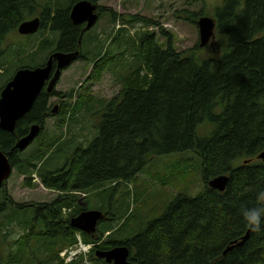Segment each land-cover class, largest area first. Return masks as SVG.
<instances>
[{"label":"trees","instance_id":"trees-1","mask_svg":"<svg viewBox=\"0 0 264 264\" xmlns=\"http://www.w3.org/2000/svg\"><path fill=\"white\" fill-rule=\"evenodd\" d=\"M81 1L101 0H43L41 27L60 34L54 53L79 52L83 61L95 64L93 81L109 71L121 80L122 88L109 101L88 100L93 107L83 112L84 117L97 116L99 134L86 145L77 144L65 118L55 121L53 133L45 134L48 119L62 117L70 107L60 102L58 113L52 114L48 97L57 95L56 90L42 92L15 132L0 127V151L25 175L24 184L35 186L32 175L36 174L48 191L58 194L52 202L34 208L21 209L14 201L11 210L18 212L12 215L7 209L10 196H0V231L17 223L26 233L13 244L16 250L8 253L7 264L17 258L24 264L23 254L32 248L33 237L34 254L45 263L58 264L60 253L77 243L72 219L89 209L105 215L97 233L100 241L107 242L97 248L125 246L139 264H264V164L256 159L264 151V0H187L189 6L201 3L203 14L176 11L196 27L200 17L214 18L213 54L202 52L206 47L201 44L178 51L174 34L169 33H161L168 37L166 45L149 32L140 31L134 38L124 29L116 35L114 29L91 35L71 20L72 8ZM206 7L209 12L215 9L214 16ZM34 9L30 0H0V58L5 35L24 21V10ZM107 12L112 26L118 18L135 26L139 22L159 26L138 14ZM43 45L52 47L53 42L46 39ZM77 109L83 110L76 105L72 116L79 118ZM34 124L41 126V132L31 154L24 157L16 145ZM182 153L198 158L204 182L229 177L225 192L206 186L192 198L185 191L187 197L174 200L154 221L146 216L143 221L136 208L131 212L130 193L103 204L118 186L134 182L147 161ZM248 159L254 162L246 165ZM77 193L90 194L87 200L99 203L85 207ZM141 196L135 195L136 205ZM107 233L110 237H105ZM247 235L241 247L225 253ZM83 241L92 239L83 237ZM91 258L94 264L102 262L95 253ZM4 259L0 257V264Z\"/></svg>","mask_w":264,"mask_h":264},{"label":"rangeland","instance_id":"rangeland-1","mask_svg":"<svg viewBox=\"0 0 264 264\" xmlns=\"http://www.w3.org/2000/svg\"><path fill=\"white\" fill-rule=\"evenodd\" d=\"M30 1H32V7L35 9L33 11H23V15L21 16L24 17L25 20H30L39 16V12L42 10L40 5L43 4V0ZM33 2L36 3L35 6ZM101 3L107 6L108 11L113 12L114 15L139 14L148 19L162 21L166 24V29H160L155 25V27H151L150 33L153 34V36L155 35L154 33L158 32L164 35V33H169L167 29L170 30V32L175 35L174 44L178 51L193 49L200 42L199 26L196 27L194 24L187 22V20L181 19V14L176 13V11L188 9L191 12L202 13L203 7L201 3H194L192 6L188 5L187 0H102ZM205 10H208L207 7ZM214 12L215 9L212 12L208 10V14H212L213 16ZM112 29L116 31L117 24L112 26L107 17L103 22H100L93 33L102 34L104 32H110ZM124 30L133 36L130 27L124 26ZM140 31L144 32L145 30L140 29ZM215 33L216 32H214V37ZM60 37L58 32H52L47 29H40L39 32L33 35H21L17 29L9 31L1 42L3 54L0 58V90L12 79L18 68L24 66L35 67L42 64L48 54L56 49ZM46 39L53 42L52 47L43 45ZM212 40H214V38H212ZM212 40L207 42L204 46L206 48L202 49V52L214 53L213 44L210 45ZM167 41L168 37L165 38L164 36L157 39V42L161 45H166ZM99 61L100 59L96 61V65ZM90 64L91 63L88 61L76 62L63 72L59 84L56 86L58 94L50 98L48 97V99L51 108L53 106H60V102L67 103L70 107L68 112L62 117L48 119L45 134L49 135L53 133L55 121L62 118L66 119V124L70 123L73 135L78 137L77 144L86 145L89 140L91 141L94 136L99 134L98 129L95 127L99 125V119L96 118L97 116L92 118L90 113V116L84 117L83 112H87L89 107H93L92 104L88 103V100L91 99L92 102H97L100 99L109 101L120 92L122 83L118 77L115 78L109 71L104 72L99 80L93 81L90 76L93 72L92 65ZM60 96H64V98H60ZM76 105L83 109L80 111L77 109L76 113H80L79 118L72 116ZM95 110L97 111V109ZM65 125H63V127ZM66 131L67 128L64 127V132ZM34 141L28 148L34 144ZM27 149L21 153L22 156L25 157V155L31 154L32 149ZM71 150L72 152L77 151L76 149ZM64 162H66V160ZM198 162V158L188 153L176 154L169 157L161 156L155 160L147 161L142 172L135 176L134 182L126 184L127 186H118L114 192L109 193V200L105 199L103 204L117 202L123 192H127L131 194V209L136 208V214L138 216L143 215V221L146 220V217L154 221L163 215L167 207L174 200L179 197H187L185 191H188L189 195L195 198L202 194L206 186H209V181L206 183L201 178V173L198 170ZM252 162H254V160L251 159L244 161L246 165ZM204 171H206L205 168ZM32 177L35 186H26L24 184L27 183L25 175L14 169L6 185L0 190L1 197H3V195L10 196L12 202H9L7 209L9 208L11 215L13 212H18L17 209L11 210L16 207L14 201L22 205L20 206L21 209H27L34 208L37 203H49L53 198L58 196L56 192H50L45 189L36 174H33ZM106 188H109V186H106L105 189ZM137 193H143V196L140 197V202L137 203L138 205L134 202V197ZM89 195L90 194L86 193H77L76 196L78 197V202L85 207H87L88 204L91 205V203H99L98 201L90 202L87 200ZM83 201L85 203H83ZM137 210L139 212H137ZM20 215L21 213H19V216ZM152 221H150V223ZM99 227L100 225H98L97 228L99 229ZM233 230L234 229L231 228V231ZM139 232L143 231H138L136 234ZM34 233H36L35 230ZM24 235H26V233L17 223H12L10 226H7V229L0 231V257L5 258L3 264H7L8 258L6 257L8 253L16 250V248H13V244L20 241ZM110 235L111 233H107L106 237H110ZM83 237H90L92 239L91 243H87L91 244V247L97 246L96 242L99 241L97 231L94 236L77 232V243L74 247V252L79 250L84 252V249L89 248L86 245H80V240L83 241ZM106 242L107 240L103 241V243ZM30 245H32V248L23 254L25 260L23 263L48 264L45 263L44 259H39L37 255L34 254V251L37 249L35 237L30 240ZM92 254H94V252L91 253V251L89 253H83L78 256V259L72 262H69L68 257L62 258V254H60L58 264H61V262L63 264H94L91 258ZM39 257L41 258V256ZM21 258L22 256H20V259ZM13 262L14 264H19L17 263L19 262V258L13 260ZM102 262L99 264H106L104 261Z\"/></svg>","mask_w":264,"mask_h":264},{"label":"water","instance_id":"water-1","mask_svg":"<svg viewBox=\"0 0 264 264\" xmlns=\"http://www.w3.org/2000/svg\"><path fill=\"white\" fill-rule=\"evenodd\" d=\"M97 6L88 1H81L75 4L71 10V20L74 24L87 23V29L91 28L97 20L95 11ZM199 32L201 47L213 37L216 23L212 18L203 17L199 20ZM40 28V18L31 21H24L19 25V33L22 35H31ZM79 53H60L57 52L51 56L45 67L36 69H21L1 92L0 97V127L3 131L13 133L17 123L23 119L33 108L36 100L41 95L46 83L48 93H51L61 75V70L69 66L77 59ZM57 62V70L52 75L53 62ZM56 109L53 113H56ZM41 126L36 124L30 129L27 136L17 142L16 149L22 151L26 149L40 133ZM258 159L264 164V152ZM13 172V167L7 156L0 151V190L4 183L9 180ZM228 177H219L209 183L212 189L224 192L229 183ZM103 220V214L100 211L91 210L81 213L78 217L72 219L73 228L87 234L96 232L98 223ZM247 237L244 238V241ZM243 243V242H242ZM242 243L238 246H242ZM232 250V247L227 251ZM226 251V252H227ZM130 250L125 247H116L108 251H97V257L103 259L108 264H136L129 261Z\"/></svg>","mask_w":264,"mask_h":264},{"label":"flooded vegetation","instance_id":"flooded-vegetation-1","mask_svg":"<svg viewBox=\"0 0 264 264\" xmlns=\"http://www.w3.org/2000/svg\"><path fill=\"white\" fill-rule=\"evenodd\" d=\"M99 7H101V8L99 9ZM99 7H98L99 10H96V13L99 14V16L102 15V13H104V12L106 13V15H108V12H107L108 9L105 8V5L102 4V5L99 6ZM155 22H156V21H155ZM80 26H82V27L84 28V30L87 29V28H86V24H80ZM44 27H45V26H43V28H44ZM43 28H42V29H43ZM46 29L48 30V28H46ZM6 35H7V34H6ZM6 35H5V36H6ZM4 38H5V37H4ZM112 42H114V40H112ZM50 56H51V55H50ZM50 56L48 57V59L50 58ZM79 58H82V56L80 55ZM83 58H84V57H83ZM83 58H82V59H83ZM47 61H48V60H47ZM56 68H57L56 62H54V63H53V72L56 70ZM259 160H260V159H258V161H259Z\"/></svg>","mask_w":264,"mask_h":264},{"label":"bare ground","instance_id":"bare-ground-1","mask_svg":"<svg viewBox=\"0 0 264 264\" xmlns=\"http://www.w3.org/2000/svg\"><path fill=\"white\" fill-rule=\"evenodd\" d=\"M201 18V17H200ZM198 22V21H197ZM43 28V27H42ZM82 54V53H81Z\"/></svg>","mask_w":264,"mask_h":264}]
</instances>
